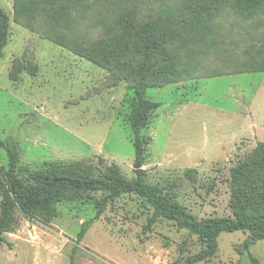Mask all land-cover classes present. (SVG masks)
<instances>
[{"label": "rangeland", "instance_id": "rangeland-1", "mask_svg": "<svg viewBox=\"0 0 264 264\" xmlns=\"http://www.w3.org/2000/svg\"><path fill=\"white\" fill-rule=\"evenodd\" d=\"M14 2L0 0L9 19L0 55V139L16 144V181L36 185L35 172L74 162L95 177L114 164L126 180H134L141 168L147 184L198 220L233 216L230 169L264 143V71L248 70L263 55L264 12L240 21L227 10L223 28L178 49L179 78L145 89L144 96L159 107L141 130L140 164L128 123L136 93L123 58L112 61L111 70L43 37L14 20ZM89 3L68 30L90 53V47L106 48L97 45L118 33L126 11L133 8L138 18L137 11L149 9L147 1L138 8L121 0ZM238 28L252 37L237 34ZM128 48L131 57L134 40ZM7 170L8 156L0 147V194L8 188ZM55 209L49 220L16 209L3 233L0 264H184L203 249L195 234L157 215L134 192L107 199L102 191L62 189ZM83 223L86 230L77 241ZM251 257L264 264V239L236 230L220 233L213 256L194 264H252Z\"/></svg>", "mask_w": 264, "mask_h": 264}, {"label": "trees", "instance_id": "trees-1", "mask_svg": "<svg viewBox=\"0 0 264 264\" xmlns=\"http://www.w3.org/2000/svg\"><path fill=\"white\" fill-rule=\"evenodd\" d=\"M92 1L15 0L13 16L14 20L23 26L43 37L71 46L80 56L102 64L105 68H111L112 61L123 58L121 66L136 93L128 123L133 134L135 159L140 164L144 150L140 133L148 124L149 113L159 107L158 102L144 96L145 89L161 86L179 78L177 62L181 60L182 55L178 49L184 48L194 38H206L214 33L213 30H218L219 26L223 28L227 10L230 9L240 21L243 18L250 20L257 11L264 12V0H121L134 2L135 5L145 4L147 1L149 9L145 12L137 11L138 18L134 17L136 11L133 8L126 11L124 18L117 25L118 33L101 40V44L97 45H104L106 48L100 52L95 47H90V53L86 49L87 45L83 44L80 38H74L68 29L76 26L77 19L91 7L89 2ZM136 7L138 8V5ZM238 27H242L241 23H238ZM8 30V16L0 9V55L7 41ZM238 30L237 34H243L246 38L252 37L244 28ZM60 31L64 34L59 35ZM181 32L188 34V37L178 38ZM229 34L237 37L234 31ZM130 40H134L131 57L128 53ZM214 48L220 52L219 47ZM259 48V53L263 54L260 62L248 69L249 71H264V42L259 44ZM0 147L5 149L8 156V170L5 173L8 188L0 194V244L4 240L3 233L14 221L16 209L26 215L39 214L49 220L56 213L55 204L61 200L62 189L102 191L106 193L107 199L126 192H134L145 198L157 215L186 228L191 234H195L202 244L203 249L188 256L184 264H194L213 256L217 250V237L222 232L241 230L248 232L254 240L264 239L263 142L258 143L244 161L230 169V208L233 216L201 220L187 212L169 195L163 194L159 187L147 184L141 168L135 170L134 180H126L114 164L109 166L103 176L95 177L85 172L78 162H74L60 168L37 171L34 173L36 185L24 184L14 178L19 155L16 144H5L0 139ZM102 208L101 203L97 207L95 217H98ZM85 230L86 223H83L77 234V241L81 240ZM251 261L252 264H258L254 257H251ZM73 263L71 260L70 264Z\"/></svg>", "mask_w": 264, "mask_h": 264}, {"label": "water", "instance_id": "water-1", "mask_svg": "<svg viewBox=\"0 0 264 264\" xmlns=\"http://www.w3.org/2000/svg\"><path fill=\"white\" fill-rule=\"evenodd\" d=\"M134 167H135V168L140 167L139 163H136Z\"/></svg>", "mask_w": 264, "mask_h": 264}]
</instances>
